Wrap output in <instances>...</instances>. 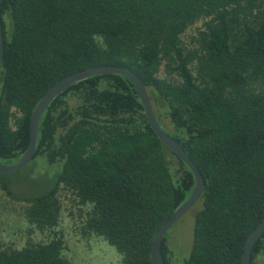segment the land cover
Listing matches in <instances>:
<instances>
[{"label": "trees", "instance_id": "trees-1", "mask_svg": "<svg viewBox=\"0 0 264 264\" xmlns=\"http://www.w3.org/2000/svg\"><path fill=\"white\" fill-rule=\"evenodd\" d=\"M0 16V162L20 159L30 113L60 78L129 69L204 181L190 252L176 263L165 234L164 263L241 264L264 218V0H1ZM38 125L31 160L45 159L54 181L21 202L27 222L51 236L0 244V264H72L56 230L64 198L84 236L104 239L121 264H151L156 231L195 179L150 127L133 82L118 73L75 81ZM258 261L264 233L251 251L250 264Z\"/></svg>", "mask_w": 264, "mask_h": 264}, {"label": "rangeland", "instance_id": "rangeland-1", "mask_svg": "<svg viewBox=\"0 0 264 264\" xmlns=\"http://www.w3.org/2000/svg\"><path fill=\"white\" fill-rule=\"evenodd\" d=\"M2 175L11 197L6 196L0 188V244L19 248L28 238L46 241L51 234L40 232L27 222L24 217V204L21 202L24 198L45 192L52 185L53 173L45 159L34 158L21 169ZM63 203L64 208L56 228L63 234V255L72 264H121L120 254L104 239L95 235H83L81 219L70 216L71 206L66 198ZM195 207L193 205L186 211L166 233L168 250L176 263L182 262L190 252ZM71 210L77 211L75 207ZM257 264L264 263L258 261Z\"/></svg>", "mask_w": 264, "mask_h": 264}, {"label": "water", "instance_id": "water-1", "mask_svg": "<svg viewBox=\"0 0 264 264\" xmlns=\"http://www.w3.org/2000/svg\"><path fill=\"white\" fill-rule=\"evenodd\" d=\"M1 2V0H0ZM3 34H2V22L0 16V63L3 58ZM108 73H118L125 75L128 77L138 92V96L140 101L144 107V111L148 120V123L152 130L155 132L157 137L167 146L169 147L182 161H184L188 167L191 169L194 179L195 186L191 191L189 197L181 203L167 218V220L159 227L156 231L152 242L149 248V254L151 259V264H165L164 259L161 253V244L162 240L168 231V229L186 212L188 211L196 201L199 199L202 190H203V177L195 165V163L191 160V158L187 155L185 150L181 147L179 142L174 139L171 135L167 134L157 122L155 115L153 113V109L145 88L143 81L131 70L115 66V65H96L86 67L84 69L78 70L71 74H68L62 78H60L57 82H55L50 89L41 97L36 106L30 113L29 118V142L22 153L20 159L14 164H3L0 162V172L7 173L13 172L21 169L25 165H27L34 156L35 153V144L37 139V134L39 130L38 121L42 113L47 108L49 102L58 94L67 89L73 82L82 80L91 75H100V74H108ZM264 233V218L260 221V223L250 232L248 237L246 238L243 244V250L241 255V264H250L251 261V251L255 244V242L263 235Z\"/></svg>", "mask_w": 264, "mask_h": 264}]
</instances>
